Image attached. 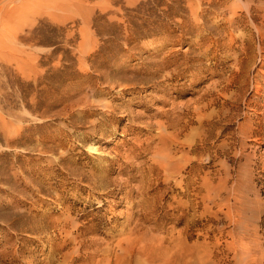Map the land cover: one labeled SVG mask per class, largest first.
<instances>
[{"label":"rangeland","instance_id":"obj_1","mask_svg":"<svg viewBox=\"0 0 264 264\" xmlns=\"http://www.w3.org/2000/svg\"><path fill=\"white\" fill-rule=\"evenodd\" d=\"M0 264H264V0H0Z\"/></svg>","mask_w":264,"mask_h":264},{"label":"bare ground","instance_id":"obj_2","mask_svg":"<svg viewBox=\"0 0 264 264\" xmlns=\"http://www.w3.org/2000/svg\"><path fill=\"white\" fill-rule=\"evenodd\" d=\"M249 13V12H248Z\"/></svg>","mask_w":264,"mask_h":264}]
</instances>
